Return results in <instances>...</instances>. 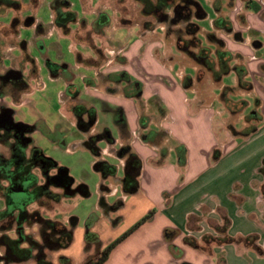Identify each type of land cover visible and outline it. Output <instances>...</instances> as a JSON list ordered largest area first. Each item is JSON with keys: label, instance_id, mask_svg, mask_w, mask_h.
<instances>
[{"label": "crops", "instance_id": "1", "mask_svg": "<svg viewBox=\"0 0 264 264\" xmlns=\"http://www.w3.org/2000/svg\"><path fill=\"white\" fill-rule=\"evenodd\" d=\"M48 1L51 2V0ZM44 2L42 5H47ZM70 4L69 9L78 17L79 11L76 8L74 9L72 0H70ZM245 7L249 11L255 12L251 8ZM44 8L47 10L46 7ZM259 10L256 12L260 13L262 19L259 18L258 21H255L253 17L251 18L252 13L248 16L252 33L264 31V11L262 9ZM99 14H105L108 22L110 21V15H107L104 11L98 13L91 20L94 21V25ZM218 15L222 16L220 12ZM47 17L45 15L42 18H38L43 28L42 32L39 33V38L45 39L47 36H55L56 41L67 40L68 35L61 27H59L60 29L58 28V33H55V26L50 27L52 21L49 17L47 19ZM68 26H71V24ZM61 29L62 33L60 32ZM231 32H233L232 36L235 41L233 40V47H231L230 43H228V47L243 57V63L247 69V78L252 83L251 90H253L256 98L254 111L257 112L258 117L249 122L246 120L243 122V128L250 124L255 126V129L247 136L236 134L234 130H240L238 128H229V113L223 118L224 120L220 127V130H224L223 138L216 140L215 143L211 141L209 145L205 146L201 138H205L206 133L208 136L210 134L206 128L202 127L204 125L203 121H207L203 119L202 114L206 113L208 118H212L217 113L224 115V111L218 109L216 112V110H213L211 107L213 104L208 100L212 93L207 92L205 94V92H200L197 90V85L193 82L190 86H183L182 82L179 85L173 82L170 77L167 78L165 76L168 86L164 88L153 87L150 90V95L145 99L143 98L146 95L145 86L147 84L139 78H131V74L134 73L137 77L140 72L145 74V69L151 68L150 63L145 68L142 66V62L148 52L153 54V51L158 48V46L154 47V49L151 48L152 45L158 44L153 42L155 41L153 37L148 38L147 46L143 47L140 45V39L129 40L122 51L125 62H121L123 66L120 67V70L126 71L131 80H139L142 83L141 102H143L142 100L150 102L149 99L152 97L158 98L161 107L165 110L164 117L171 119L172 128L169 127L165 131L168 132V139L171 138L175 141L172 145L175 156L172 155V149L168 152L164 143L161 142V144L155 145L144 138L149 133V126L147 124L145 128L140 127L139 117L141 114L137 117V127L131 126L125 105L116 104L122 101L126 102V99L135 98L125 96L122 91L111 93L110 90L114 85L106 86L105 84L104 89L107 93L104 94H100L95 88L92 89L94 90L93 93L89 90V93H95V95L99 96L93 97L96 101H103V107L100 106L103 111L112 112L114 116L115 109H122L126 127L129 131V136L125 138L121 135L117 125L118 135L113 128L105 126L110 130L114 138L113 143L106 142V145L100 147L97 142L96 145L100 151L99 155H95L83 144L89 136L93 135L91 129L94 124L88 130L77 129L78 134L84 135L83 137L80 136L77 141L80 142V146L92 153L94 158H90V163L92 168L93 166L95 167L93 170L101 176L98 189L100 205L96 211L90 214L93 217V221H98L102 213L105 214L104 217L107 218L109 225H115V219H117L118 223L125 220L127 214L125 213L123 218H120L118 212L122 209L127 211L131 205L135 206L138 203L134 202V197H132L136 193H141L143 200L154 211L153 217L149 221L141 224L113 248L103 264H264V196L262 193L264 174L261 171L264 160V45L261 46L263 49H260L254 39H245L244 41L243 38L245 36L242 37L239 31L232 29ZM231 32H227V34ZM260 34L264 36V34ZM163 42L165 43L164 40ZM9 48L12 54L15 55L16 53V57L7 56L3 63L0 64V69L9 66L17 67L18 62L20 60L22 62L20 53L17 55L16 52L17 46L11 45L6 49ZM66 51L68 52L67 56L61 54L60 56L57 55V57L48 58L66 63L70 74L68 76L53 77L44 65V60L47 56L31 55L35 63L34 72L31 71V63L29 64L25 61L23 64L22 62L23 78L26 79L29 75L28 77L32 80L41 83V85L39 83V86L33 89L34 101L29 103L23 100V96L29 93L28 88L30 86L25 90L19 87H12L8 90L9 86H7V90H3L4 103L13 109V120L36 127L33 132L34 145L35 143H42L43 140L57 144L61 141V144H64L67 130L75 129L74 124H77L75 114V122H72L67 121V118L59 112L60 106L58 104L63 102L60 98L61 93H64L68 85V94L66 93L64 96L66 100L64 106L68 104L66 106L67 111H73L71 107H73L74 103V106L81 103L86 108L92 107L96 113L99 110L97 102L85 105L84 98L81 96L83 85L80 79L82 77L79 79L73 71L74 62L72 63V55L69 54L68 49ZM163 52H165L162 57L164 61L169 54L166 49ZM131 68L132 70H130ZM111 72L113 71L102 72L101 74L104 76ZM181 77L183 78L184 76L182 75ZM249 77L252 78L250 79ZM148 78L154 79L155 75L151 74ZM88 82L90 83V81ZM28 85H30L29 82ZM120 86L122 87L123 84ZM92 87L94 85L86 87L85 91L88 92V88L91 89ZM187 90L188 92L194 91L192 96L189 97L186 94ZM204 95H207V97ZM54 96L56 97V105H53V107L52 98ZM213 96L215 98L214 94ZM12 97H18L19 99L14 102ZM112 101H116V103ZM189 106L192 109L191 112H189ZM223 107L226 109L225 106ZM44 108L47 110L46 114ZM18 115L20 117H17ZM61 129H64L61 132L62 140L51 136L54 131ZM77 130L73 131L75 135H77ZM101 142L99 141V143ZM125 144H128L131 151L135 152L141 159V170L138 176L139 187L135 193L130 194L123 192L122 189L125 157H121L118 154V149ZM180 144L186 148L185 163L183 165L179 163L176 153V147ZM148 146H152L154 149L150 150ZM163 149H165L164 156L161 151ZM215 150L219 151L217 159H213ZM98 161H105L114 165L116 167L115 174L103 176L95 165ZM109 177L119 181L114 189H111L112 187L107 182ZM87 189L89 191L88 186ZM89 195L90 192L88 193ZM118 201H121V204L119 207L114 208L113 205ZM2 203L4 205L1 197L0 210L4 208ZM224 217L228 219L229 224L221 232L219 228L224 223ZM76 218L75 225H78L81 220L78 217ZM63 224L66 225L65 223ZM66 226L68 227V225ZM165 229H170L175 233L170 242L164 236ZM224 236L231 240L224 242L216 240ZM185 237L196 239L203 249L187 245L184 242ZM205 237H207V240H204ZM169 243L177 248L179 256H173L169 249ZM91 254L96 257L99 253L90 249L86 257L91 256ZM83 260L77 264H85V260Z\"/></svg>", "mask_w": 264, "mask_h": 264}, {"label": "rangeland", "instance_id": "2", "mask_svg": "<svg viewBox=\"0 0 264 264\" xmlns=\"http://www.w3.org/2000/svg\"><path fill=\"white\" fill-rule=\"evenodd\" d=\"M198 1L206 12L205 18L197 20V23L201 27L199 37L202 39V42L204 44H207L204 36L205 33L208 31H213L218 37H221L225 40L227 50L231 51V53L235 55H240L232 51L231 48L228 47V43L231 44V47L234 46V38L232 36L233 32H231L232 30L230 31V34H227V31L223 29H217L214 26V21L217 18L218 13L220 12L222 14V17L229 20L231 28L234 31H239L242 37L245 36L243 38L244 41L245 39H254L256 43H258L257 46H260V49H263L264 36H262L260 33L264 34V31L260 33H252L248 19L249 14L252 13L251 18L253 17L255 21H258V19L261 18L260 13L249 11L245 7L246 5L243 0H221L222 5L219 11L214 7V0ZM255 1L259 4L260 10L262 9V11H264V0ZM43 2L47 5L43 6ZM72 2L74 9L76 8V10L79 11V14L78 17L76 16L75 22L72 23L71 26L67 25L63 27V31L68 35L67 40H63L61 42L56 41L55 36H47L45 39H41V41L33 45H29L28 51L31 55L34 56L38 54L39 56L41 55L47 57H57V55L60 56L61 54L67 56L68 52L66 51V49H68V51L70 52L69 54L72 55V57L70 55L69 57L72 58V63L74 62L73 71L77 74L79 79L80 77H82V79H80L82 80L80 82L83 85L81 88V96L84 98L85 105L94 102H97V104L99 105V110L96 113V120L93 128L91 129L93 134L101 133L104 127L108 126L117 131L118 135V128L116 127V124L114 122L113 113L100 109L101 107H103V101H96L93 98L99 96L95 95V93L92 94L94 92V90L92 89L95 88L97 92H99L100 94H104L107 93L104 89L105 84L106 86L114 85L113 83L103 78V74L101 73H106L107 71L119 73L121 71L120 67L123 66L121 62H125V57L123 56L122 51L123 48L126 47V44L129 40L140 39V45L143 47L147 46L148 38L153 37L155 38V41L153 42H157L158 44H155V46L152 45L151 48L154 49V47L156 46H158V48L153 51V54L148 52L147 56L142 62L144 64H142L143 67L146 68V66L150 63L151 68L145 69V74L140 72L137 77L136 75H134V73L131 74V78H139L143 82H146V95L143 98L145 99L150 95V90L153 87L164 88L168 86L165 76H167V78L170 77L173 82L178 83L179 85H181V82H183V79L185 77H189V79L197 85V90H199L200 92H205V94L207 92L212 93V95L210 94V97H208V100H210V103L213 104L211 105L213 110H216V112L218 109L224 111V115L217 113L214 114L212 118H208L206 113L202 114L203 119L207 120L203 121L204 125L202 127L206 128L210 135L208 136V134L206 133L205 138H201V140H203L204 145L207 146L211 141L215 143L216 140L223 138L224 130H220V127L222 126L221 124L224 120L223 118L230 112L228 109H224V105L222 104L223 102H220L219 94L221 92L220 88L222 86H237V77L234 71H231L228 74L224 75L219 84L214 83L208 76H205L203 81L200 83L197 77V66L194 63L182 60L183 56L177 50L174 41H166L164 39V29L162 24H156L151 29L144 27V21L153 22V20L152 18L144 17L140 14V7L135 0H72ZM50 3L51 2L48 0H39V4L36 8L35 6H33L31 0H27V4H24V8H27L26 14H30L33 11L32 9H34L35 7V14L38 13L39 18H42V16L46 15V17L48 16L52 21L55 14L51 9ZM44 7H46L47 10ZM104 11L107 15H110V21L105 26L97 28L94 25V21L91 20H93L98 13ZM9 12L11 15L15 13L13 9ZM3 21L7 23L8 18ZM91 22H93V24H91ZM50 27H53V23H50ZM58 28L59 27H57L56 25L55 33H58ZM63 31L61 29L60 32L62 33ZM22 32L23 36L27 37L28 39L32 37L31 33L33 32V30L31 28H25L22 30ZM11 34H13V32ZM9 38L10 37L8 36L7 39ZM163 40L165 41V43L163 42ZM7 47L8 46L4 47V50ZM164 49H166L169 56L163 61L162 57L165 53L163 52ZM16 52L17 55L20 53L18 47L16 48ZM8 55L10 57H16V53L14 55L9 52ZM64 60L68 62L66 58H64ZM237 63L244 64L242 56L241 60H237ZM130 70H132V68ZM151 74L155 75L154 79L148 78V76H150ZM182 75L184 76L183 78L181 77ZM28 76L25 80L30 84V87L28 88L29 93L23 96V100L30 103L34 101L35 97L34 93H32L34 91L33 89L36 86H39L40 82H35ZM83 78L85 79L84 81ZM247 80L249 79L247 78ZM88 81H90V83ZM93 85L94 87H92L91 89L88 88V92L85 91L86 87ZM9 89L10 86L8 90ZM89 90H91L92 93H89ZM110 91L111 93L113 92V94L118 92L119 86H115V89L113 88ZM193 92V90L192 92H188L187 90L186 94L190 97L192 96ZM213 94L215 95V98H213ZM254 95L255 94L253 90H245L241 88L232 89L231 91H229L228 98L236 102V105L239 103V101L247 102L246 105L243 104V109L239 113H237L234 118H232L231 125L234 128L243 129V122L245 118L254 112V107H256V98ZM204 96L207 97V95ZM60 98L63 102H59L60 104H58L60 106L59 112L67 118V121L75 122L74 112L72 110L70 112L67 111L66 106L68 104L64 106L66 100L64 99L63 93H61ZM18 99V97H12V100L14 102H17ZM52 99V106L56 105V97L54 96V98ZM142 101L143 102L140 103L137 99H126V102H112L121 104L123 106L125 105L126 114L129 118V123L131 126L134 125L135 127H137V117L139 114H143L149 118V122L147 123L149 126V133L151 131L160 132L169 127L172 128L170 121L171 119L162 116V113L159 110L160 105L156 104L159 101L157 98L155 99V101ZM74 104L72 105L73 107ZM191 110L192 109L190 108L189 112H191ZM44 112L45 114L47 113L46 108H44ZM17 117L20 116L18 115ZM82 117L86 119L85 115H83ZM74 127V130H67L64 144H61V141H59L58 144L54 142L49 143L47 142L48 140H43L42 143H35V145H39L48 156L57 161L60 166H65L68 168L69 174L74 178L73 185L75 187L78 184H86L90 192V195L88 197H82L79 194L66 197L62 192V197L58 201L41 199L35 202H31L27 205L28 210H36L39 212V215L46 218L58 219L59 221L68 225V227L72 225L70 217H78L81 220V222H79L80 224L78 223V225L73 226L72 240L68 246L61 247L54 251L45 249V257L49 260H52L54 264H77L82 261V259H84L86 263L89 260L95 259L94 254L86 257V254L90 249L91 251L95 250L99 253L110 242L122 235V233L127 229L132 227L140 218H142L148 212L152 211V207L149 206L145 202V200H143L141 193H136L133 194L132 197H134V202L138 203L135 206L131 205L127 211H124L122 209L118 212V216H120V218H123L125 213L127 214V218L125 220H122L118 223L117 219H115V225H109L107 218L104 217L105 214L101 212L102 214L100 215L98 221H93V217L90 214L93 211H96L100 205L98 201V189L99 183L101 181V176L98 172H95L93 170V168L95 169V167L93 166L92 168V164L90 163V158H94L92 153L84 147L80 146V142L77 141L80 136L83 137L84 135L78 134L79 132L77 129H79V127L77 126V124H74ZM40 128L44 129L43 127ZM76 130L77 135L73 133V131ZM154 138L158 140L162 139L161 142L164 143V146L168 150V152L171 151V149L173 150L172 145L175 141L170 137V139H168L167 135L163 136L161 134H155ZM105 143L106 141L102 140V142H98L97 145L102 147V145H106ZM148 148L150 150L154 149L152 146H148ZM0 153H3L5 155L8 154V147L6 143L0 142ZM172 155L175 156L174 150L172 152ZM38 176L39 181L41 182L42 178L39 173ZM107 182L112 187L111 189H114L119 181L109 177ZM53 190L58 191L57 189ZM108 190L110 191V189ZM1 197L2 195L0 193V198ZM120 200L122 199L120 198ZM87 222L92 223L90 227H87ZM1 224L2 222L0 223V225ZM22 226L24 233L30 234L32 238L41 242L38 232V221H28ZM16 230L17 225L15 222L11 223L9 227L0 226V234L1 232L6 233L8 231V235L15 237ZM87 235H89V238L87 237ZM2 251L3 249H0V253H2ZM34 263L32 260H29L21 264ZM7 264L12 263L7 262Z\"/></svg>", "mask_w": 264, "mask_h": 264}, {"label": "trees", "instance_id": "3", "mask_svg": "<svg viewBox=\"0 0 264 264\" xmlns=\"http://www.w3.org/2000/svg\"><path fill=\"white\" fill-rule=\"evenodd\" d=\"M65 1V0H63ZM140 7V14L144 17L152 18L151 21H144L143 25L145 28H153L156 24H162L164 29V39L166 41H174L177 50L182 54V60L190 63H194L197 66V77L198 81L201 83L205 76H208L214 83L219 84L222 77L231 71H234L237 77V86H222L220 89L219 99L223 102L226 109L230 112V117L228 121V126L233 129L231 123L232 118L239 113L246 101L236 102L228 98L229 91L232 89H245L251 90L252 83L247 80V69L244 64L237 63V60H241L240 55H235L231 53L226 48L225 40L218 37L213 31H208L205 33V40L207 44L202 42L199 37V32L201 27L197 23L198 19H203L206 16L204 8L201 6L198 0H135ZM248 8L253 11H258L260 6L254 0H243ZM56 4V1L53 2ZM68 4V3H67ZM221 0H214V7L216 10L221 8ZM67 5H65L66 7ZM61 15L66 16L65 19L59 21L57 24L63 26L64 22L67 20H74L75 14L68 10H61ZM108 23L107 16L105 14H99L95 20V26L101 28ZM214 26L217 29H223L227 32L232 30L229 20L222 16H217L214 21ZM110 82H113L115 86H119V91L127 97H132L141 102L142 94V83L139 80H131L126 71H121L119 73H108L103 76ZM183 86H190L192 81L189 77L183 79ZM123 84L121 87L120 85ZM115 86L113 87L115 89ZM111 88V89H113ZM157 97H152L149 101H155ZM158 99V98H157ZM156 103V102H155ZM160 105L158 101L156 103ZM244 104V105H243ZM159 110L162 116L165 115V110L159 106ZM73 112L76 117L86 116L81 121L85 126L83 130H88L96 120V111L94 108H86L83 104L78 103L74 106ZM258 117L257 112L254 111L252 114L247 116L245 120L247 122L254 120ZM114 122L118 126L120 133L123 137L127 138L129 136V131L127 130L125 116L121 108H117L114 111ZM149 118L146 115L141 114L139 117V125L141 128H145ZM20 128L23 131H30L32 125L25 123H20ZM255 129L254 125H246L243 129L235 131L236 134L241 136H247ZM155 134H161L166 136L167 131L162 130L160 132H153L146 134L144 137L146 140L150 141L155 145L161 144V139H155ZM105 140L108 143H113L114 138L111 135L110 130L104 127L101 133H96L87 138L83 143L89 150L95 154L99 155V147L96 145L97 142ZM26 138L24 139V142ZM31 143H24L22 145L15 146L11 149L8 155L0 153V193L5 199V203L14 204L9 198V194L13 192V188L9 185H3V182L14 183L16 180L22 182L27 181L25 189L29 192L27 199H23L22 206L17 208H12L10 213L16 212V222L18 225H22L28 221H38L39 223V236L41 242L32 238L30 234L21 232L17 237H11L6 233L0 234V248L3 249L0 257H4L10 263H23L29 260L35 262L34 264H54L53 261L45 257V249L51 251L57 250L61 247H66L70 244L72 240V228L76 224L77 218L72 216L70 227H67L58 219L46 218L39 215V212L34 210L30 211L27 209V205L31 202H35L41 199H48L49 201H58L62 197V192L64 187L72 182L73 178L69 174V170L65 166H60L57 161L44 153V151L35 145H30ZM29 146V152L26 149ZM162 155H165V149L161 150ZM176 153L179 163L183 165L185 163V153L186 148L183 145H178L176 147ZM118 154L121 157H125L124 169L122 176V189L123 192L130 194L135 193L138 190V176L141 170V159L133 151H131L128 144L122 145L118 149ZM219 156V151L215 150L213 152V159H217ZM97 169L101 172L103 176H112L116 172V167L112 164H108L105 161L96 162ZM264 174V160L261 168ZM40 174L42 181H39L38 173ZM74 183V180L72 184ZM71 184V185H72ZM30 187H33L30 191ZM80 190L84 191L86 194L89 193L87 186L85 184H78ZM57 189L58 191H54ZM262 193L264 196V187L262 188ZM64 195V193H63ZM121 201L116 202L113 207H119ZM14 206V205H13ZM9 211H0V223L2 222L3 216ZM154 211L148 212L142 218H140L132 227L127 229L119 237L110 242L105 246L95 259L87 261L85 264H103L113 248L119 244L123 239L130 235L135 229H137L141 224L149 221L153 217ZM91 222H87V227L91 226ZM229 221L224 217V223L219 230L224 231L228 226ZM1 227L2 224L0 225ZM165 238L170 242L175 236L174 231L170 229L164 230ZM89 238V235H87ZM207 240V237L204 238ZM219 242L229 241L230 238L226 236L216 239ZM184 242L192 246L193 248L203 249L199 245L196 239L192 237H185ZM169 249L173 256H179L177 248L169 243Z\"/></svg>", "mask_w": 264, "mask_h": 264}, {"label": "flooded vegetation", "instance_id": "4", "mask_svg": "<svg viewBox=\"0 0 264 264\" xmlns=\"http://www.w3.org/2000/svg\"><path fill=\"white\" fill-rule=\"evenodd\" d=\"M31 1H32L33 6L37 8V5L39 4V0H31ZM54 1H56L55 5L53 4ZM24 4H27V0H0V19H1L0 20V64L3 63V61L7 58V56H9L8 53L10 52V48L4 50V47L11 46L12 44L18 47L20 51V55H21L20 59H22L23 64L25 63V61L28 62L29 64L31 63V66H32L31 71L34 72L35 63L33 60V56H31V54L28 51L29 49L28 46L41 41V39L39 38V32H42L43 28H42V24L40 23L38 19L39 18L38 13L35 14V7L34 9H32L33 10L32 13L26 14L27 8H24ZM50 4H51V9L55 14L52 19L53 26L55 24V26L57 25L58 27H61L63 29V27L75 22L76 18L74 20H67L66 22H64L63 26H59L57 24V22L59 21V18L61 20L66 18V16L64 17L61 15V10L63 11L68 10L74 13L72 10L69 9V6L71 5L70 0H65V1L51 0ZM65 5L67 6L65 7ZM12 9L15 13L11 15L9 11ZM7 18H8V22L5 23L3 20H6ZM25 28H31L33 30V32L31 33L32 37L30 39L23 36L22 30ZM11 31L13 32V34H11L12 33ZM8 36L10 37L9 39H7ZM22 62L20 60L18 62L17 67L9 66V67H3L2 69H0V113H1L0 114V142L7 144L8 154L11 151V149L14 148L15 146L22 145L24 143H31L30 145L32 144L34 145L33 132L36 128L34 125H32L33 127L30 131L28 130L23 131L22 128L16 127L13 124H9L8 119H6L7 110L8 108H11V107L7 106V104L4 103L3 90L6 89L7 88L6 86L8 85L10 86V88L19 87V88H23L24 90L29 87L28 82L22 76L23 75V70L21 66L23 65ZM44 65L53 77L61 76V75L63 76L70 75L66 67V63L64 62L55 61L53 59L45 57ZM68 86L66 87L63 93V96H65L66 93L68 94V90H69ZM69 97L73 98L72 96H69ZM71 109H73V107H71ZM82 120H83L82 116L77 117V126L79 127V129L85 126L81 122ZM15 121L17 122V120ZM63 130L62 129L56 130L54 131L52 135L51 134L50 135L53 136L54 138H60V140H62L61 132H63ZM44 134L47 135L48 133H44ZM25 138H26V141L24 142ZM26 151L27 153L29 152V146L26 149ZM26 184H27L26 180L22 182L16 180L14 183L3 182V185H9L13 189H16L18 188V186H23ZM71 187L74 188L75 186L72 184ZM32 188L33 187H30L28 190L30 191ZM14 194H16L15 191L9 194V198L12 201L15 196ZM23 199H27V197ZM23 199L20 201H14V204H11V203L6 204L5 199L3 198L4 208L0 210V211H3V210L9 211L2 218L3 227H9L10 224L13 222L16 223L17 230H16L15 237H17L21 232H23V226H22L23 224L18 225L16 222V212L17 211H13L12 213H10V211L13 207L14 208L21 207ZM1 233H5V232H1ZM1 254L2 253H0V255ZM7 262L8 261L4 259V257H0V264H7Z\"/></svg>", "mask_w": 264, "mask_h": 264}, {"label": "water", "instance_id": "5", "mask_svg": "<svg viewBox=\"0 0 264 264\" xmlns=\"http://www.w3.org/2000/svg\"><path fill=\"white\" fill-rule=\"evenodd\" d=\"M12 115H13V109L12 108H8L7 114H6V119H8L9 124H13L16 127H20L19 124L21 122H15L13 120V116ZM72 182H73V180H72ZM72 182H70L69 185L64 187V192H63L64 196L70 197V196H73L75 194H79V195H81L83 197L88 196V194H86L84 191L80 190L79 187H74V188L71 187ZM25 187H26V185H23V186H18V188H16V189H13V191H15V193H16V194H14L15 196H14L13 201H20L23 198H26V197L29 196V192L25 189ZM16 195H17V197H16Z\"/></svg>", "mask_w": 264, "mask_h": 264}]
</instances>
